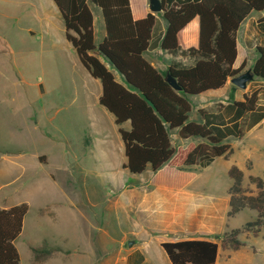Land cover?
I'll return each mask as SVG.
<instances>
[{
  "label": "rangeland",
  "instance_id": "rangeland-1",
  "mask_svg": "<svg viewBox=\"0 0 264 264\" xmlns=\"http://www.w3.org/2000/svg\"><path fill=\"white\" fill-rule=\"evenodd\" d=\"M91 8L96 14L99 11ZM99 41L97 29L95 44ZM102 60L125 84L124 78ZM101 90V82L88 73L67 42L64 23L53 0H0V156H8L0 169L14 164V171L21 165L28 170L24 178L10 183L4 192H12L17 201L30 198L32 213L47 198L67 194L77 206L82 223V232L75 230L70 218L65 222L68 228L58 225L49 230L41 223L35 226L29 243L45 244L44 239L49 245L66 243L71 248L66 252L83 257V264H92L90 257L94 258L93 264H114L119 257L116 246L125 235V250L144 245V238L137 233L141 230L136 225L137 213L140 199L147 193L153 195V189H182L225 197L232 184L228 171L233 165L242 168L243 187L249 192L256 191L252 177L264 180L261 125L242 140L232 139L234 154L230 159L218 158L205 170L164 167L156 174L147 170L142 175H132L124 168L121 137L105 116L108 111L98 104ZM253 93L258 94L259 103L264 101L261 80L248 84L245 95ZM232 100L235 99L229 102ZM172 141L175 147L188 145L179 140L176 132L172 133ZM19 157L22 158L18 160ZM3 179L10 181L13 176ZM256 218L255 211L246 209L231 220V225L241 229ZM232 231L227 232L229 239ZM65 235L70 240L66 241ZM224 235L220 239L222 252L234 250L233 244L224 241ZM168 238L152 234L157 244L146 255L145 264H155L152 259L157 264H171L160 245ZM238 239L253 247L252 264H264V229L257 237L244 232Z\"/></svg>",
  "mask_w": 264,
  "mask_h": 264
},
{
  "label": "trees",
  "instance_id": "trees-1",
  "mask_svg": "<svg viewBox=\"0 0 264 264\" xmlns=\"http://www.w3.org/2000/svg\"><path fill=\"white\" fill-rule=\"evenodd\" d=\"M65 25L67 42L80 63L102 85L99 104L115 118L124 145L127 169L132 175L147 170L156 174L164 167L177 171L209 168L218 158L230 159L234 149L230 141L242 140L261 124L264 106L257 93L244 95L216 108L199 109L200 121L191 120V97L222 89L229 80L243 74L244 66L234 69L237 59V33L253 12H264V0H185L178 8L163 0L167 30L161 47L164 51L193 58L186 66L172 62L168 73L182 88L175 91L146 59L157 18L150 14L135 21L130 0H54ZM102 12L106 37L95 44L94 13ZM200 20L199 47L183 50L178 35L193 19ZM264 22V20L262 21ZM261 22V23H262ZM251 68L255 80H264V46ZM102 58L125 80L119 83ZM129 124V129L123 128ZM187 142L175 147L172 133ZM228 176L232 181L228 194L227 217L235 218L249 209L257 213L254 221L224 235L234 250L244 246L242 233L257 237L264 229V180L252 177L255 192L243 187L244 172L233 165ZM29 207L26 204L9 210L0 209V264H21L15 242L23 230ZM171 264H216L219 245L210 241L189 240L161 244ZM38 252V251H37Z\"/></svg>",
  "mask_w": 264,
  "mask_h": 264
},
{
  "label": "crops",
  "instance_id": "crops-1",
  "mask_svg": "<svg viewBox=\"0 0 264 264\" xmlns=\"http://www.w3.org/2000/svg\"><path fill=\"white\" fill-rule=\"evenodd\" d=\"M167 1L170 2L169 7L175 8H178L180 4L185 2V0ZM161 2L163 4V0H161ZM130 6L131 13L135 21L143 20L150 14L157 18V24L152 34L150 47L145 53V59L155 69L166 77L169 67L174 61L181 62L186 66H193L195 64V60L193 58L171 54L162 49V40L168 26L167 21L163 16L164 11L161 13L152 12L150 9V0H130ZM97 9L99 10L97 14L93 12L95 18L94 34H96L98 29L100 33V41L98 45H100L106 37V27L102 17V12L99 8ZM60 17L62 18L61 14ZM263 20L264 12H253L241 25L237 33V59L233 65L234 69H240L244 66V73L251 70L252 66L257 61L259 57L257 48L264 46ZM199 38L200 20L197 17L179 32V46L183 50L191 48L197 49L199 47ZM117 81L124 84L121 80ZM261 81L264 83V80ZM249 88L252 89L251 85ZM101 95L102 90L101 93L98 92V104ZM244 95L245 90L237 88L232 84L231 80H229L222 89L209 91L197 97H191V103L193 102L191 120L196 122L200 121L197 114L199 109L211 110L216 108L219 104L227 105L232 98H234L235 101H243ZM259 104L264 106V101H261ZM109 115L105 114L107 119L113 124V126H115L116 131L119 133L120 127L116 125L114 116L110 113ZM98 127L99 126L96 125L97 129ZM123 128L129 129V124H125ZM6 158H8V156L3 159L0 156V163L4 162ZM21 158L19 157L17 159L20 160ZM13 165L14 164L10 167L6 166L3 170L0 169V209L9 210L22 204H26L29 207L28 214L24 219L22 233L15 242L20 255L21 264H57V262L59 264H67L68 262L69 264H73L72 262L75 264H83V257L81 258L77 255L70 256L71 252H66L67 249H71L70 247H67L68 245L66 243L63 245H49L45 239V244H31L28 242L30 236L34 234L33 231L35 226H40L41 223L43 226L42 228H48L49 230L50 228L57 227L58 225L68 228V225L65 222L66 218H70L72 224L75 226V230L79 229L80 232H82V229L80 228L82 227V223L79 219L80 216L78 215L79 210L77 209V206L70 201L67 194H60V196H56L55 198L48 196L49 200L47 196L43 194L45 195L44 197L47 198V201L39 206H36V210H34L33 213L31 206L28 204L30 198L24 201H17V198L12 192L6 195L4 190L7 188L9 189L10 183L21 180L24 178V175L28 173V170H24L23 165L19 166V164V169L14 171L12 168ZM240 169L242 170V168ZM7 175H12L13 179L5 181L3 178H6ZM153 190V195L149 196L147 193L146 196H143L140 199V212L137 213L139 216V223L137 222L136 225L139 229H141L137 233L141 234L144 238V245L136 248L135 250H131V248H129V250H125V242L128 239L125 235L123 241L116 246V248H118L119 257L115 260L114 264H145L147 261L146 255L153 252L152 246L157 244L155 240L151 239L152 234H154L157 238L169 237L167 241H161L160 245L164 242L189 240L210 241L217 243L219 245V253L216 264H252L253 259L250 257V253H254L255 251L253 250V247L245 241L243 242L240 240L244 246L237 250L230 249L226 252H222L220 239L228 231L236 230L231 225V220L234 218L229 219L227 217L230 209L229 194L225 197H215L213 195H198L183 191L182 189L159 188ZM148 191L150 192V190ZM32 214L34 215L33 217L31 216ZM61 222L63 224H61ZM64 237H66V241L70 240V236L68 237L65 235ZM90 260L93 264L94 258L90 257ZM152 261H155V264L158 263L157 260L152 259Z\"/></svg>",
  "mask_w": 264,
  "mask_h": 264
},
{
  "label": "water",
  "instance_id": "water-1",
  "mask_svg": "<svg viewBox=\"0 0 264 264\" xmlns=\"http://www.w3.org/2000/svg\"><path fill=\"white\" fill-rule=\"evenodd\" d=\"M150 9L154 13H161L163 12V4L161 0H150ZM255 80V76L252 73L251 70L246 71L245 73L235 77L234 79L231 80L232 84L236 86L237 88L241 90H246L248 87V84L253 82ZM166 81L171 85V87L178 92L182 91V88L180 85L177 83L175 78H173L172 75L169 73L166 76Z\"/></svg>",
  "mask_w": 264,
  "mask_h": 264
},
{
  "label": "built area",
  "instance_id": "built-area-1",
  "mask_svg": "<svg viewBox=\"0 0 264 264\" xmlns=\"http://www.w3.org/2000/svg\"><path fill=\"white\" fill-rule=\"evenodd\" d=\"M260 125L263 126V128H264V119H263V121L261 122Z\"/></svg>",
  "mask_w": 264,
  "mask_h": 264
}]
</instances>
